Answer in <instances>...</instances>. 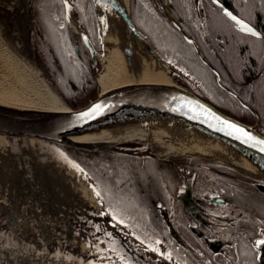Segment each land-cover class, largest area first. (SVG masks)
Segmentation results:
<instances>
[{"label": "flooded vegetation", "instance_id": "1", "mask_svg": "<svg viewBox=\"0 0 264 264\" xmlns=\"http://www.w3.org/2000/svg\"><path fill=\"white\" fill-rule=\"evenodd\" d=\"M64 1L75 6L80 0ZM219 1L221 4L211 0V6L221 11L216 17H190L202 37L198 43L186 31L196 45L187 40L184 62L173 66L175 75L185 87L219 110L257 124L261 130L264 0ZM202 2L200 11L209 16V0ZM226 8L251 24L258 34L240 30L238 23L226 14ZM75 15L82 17L78 19L82 33L89 35L98 48L94 16ZM98 29L101 37L100 24ZM69 46H79L88 53L76 34L71 36ZM193 50L199 63L194 62ZM140 141L126 146L147 149L146 140ZM125 159L133 167H124L121 176L125 185L116 197L122 209H133L147 221L145 224L141 219L130 221L134 229L149 226L155 232L160 231L175 264H262L260 255L264 246L258 245V241L264 239V190L257 183L263 180L220 160L195 155L167 161L152 157ZM188 192L196 205L194 213L186 210L180 199L182 193ZM0 215L4 219L5 214ZM122 236L126 239L125 233Z\"/></svg>", "mask_w": 264, "mask_h": 264}, {"label": "water", "instance_id": "2", "mask_svg": "<svg viewBox=\"0 0 264 264\" xmlns=\"http://www.w3.org/2000/svg\"><path fill=\"white\" fill-rule=\"evenodd\" d=\"M107 1L114 6L121 18V40L118 46L124 65L129 67L134 60L132 47L126 41L127 34L135 35L136 38L142 40L150 55L160 65L164 64V60L158 56L150 41L137 28L131 15L130 5L127 7L122 0ZM161 1L163 10L168 18L182 31L186 39L194 43V40L186 34L170 10L167 0ZM215 2L221 4L219 0H215ZM25 5L27 20L26 25L24 22V32H12L10 30L11 33L8 34V38L20 47H23L24 44L25 49H29L30 47V58L39 69L38 53H36L34 48L36 0H25ZM10 7L8 2L0 6L3 9H9ZM225 10L230 18L232 16L236 17L234 21H239L237 23L240 30H242V25H247L252 29V32L242 31L258 34L251 24L228 8ZM68 13L74 20L77 36L88 47L93 63L97 64L98 61L100 62L99 57L103 53V46L98 50L89 35L82 33V28L76 15L70 9ZM105 26L106 20L103 17V37L105 35ZM77 52L80 53L78 46ZM95 105H99V109L96 112H91L90 110ZM84 113L88 114L83 115ZM153 121L171 122L203 135L215 143L216 150H221L224 153L194 155L223 161L264 181V144L257 142L264 141V133L257 128V124L246 123L219 110L213 104L174 79L173 81H131L116 85L106 91L101 89L96 97L78 107L66 106L60 109L37 108L0 101V136L15 138L17 140L39 139L52 144L85 151H106L118 155L159 159L151 149L149 142L147 146L148 150L142 147L124 145L128 142L141 140L137 137L126 138L114 143H99L94 139L126 126ZM230 125H235L236 127L233 128ZM237 129H243L244 131H238ZM246 133L250 134L252 138H249V135ZM257 186L261 190H264V182H258ZM180 199L186 210L192 213L195 212L196 205L189 192L186 194L182 193ZM10 253L17 256L21 255L15 252ZM22 256L25 260L20 261L16 259L17 262H13L12 264H32L35 258L31 256L29 260L25 255ZM36 259L39 263L47 260L49 264H86L81 261L47 259L46 257H36ZM260 260L264 264V251L260 255Z\"/></svg>", "mask_w": 264, "mask_h": 264}, {"label": "bare ground", "instance_id": "3", "mask_svg": "<svg viewBox=\"0 0 264 264\" xmlns=\"http://www.w3.org/2000/svg\"><path fill=\"white\" fill-rule=\"evenodd\" d=\"M6 1L11 7L9 9L0 8V101L37 108H65L63 98L49 85L31 60L30 47L25 49V44L20 47L8 38L11 31L24 32L23 27L27 20L25 0ZM122 1L129 7L130 0ZM95 2L106 20L103 53L99 58L103 68L98 76L101 89L106 91L116 85L131 81H173V77L150 55L144 42L135 35L127 34L126 41L132 47L134 60L129 67L124 65L118 46L122 26L120 15L107 0H95ZM132 137L148 140L155 155L164 159L184 157L188 154L224 153L216 150L215 143L210 139L187 127L171 122L153 121L126 126L94 139L99 143H114ZM4 138L0 136V152L8 153L5 150L7 147L2 145L7 144L1 140ZM26 150L29 153L27 147ZM48 159L49 161L41 165V169L47 175L49 184L46 185L47 190L53 191L52 186L70 188L67 182H71L68 177L71 175V167L53 155L48 156ZM77 177L87 195L86 200L90 205L96 204L97 196L85 174H79ZM116 179H119L122 184L121 189H123L124 178L118 176ZM9 253L4 248H0V264H12L17 262L16 259L25 260L22 255Z\"/></svg>", "mask_w": 264, "mask_h": 264}, {"label": "rangeland", "instance_id": "4", "mask_svg": "<svg viewBox=\"0 0 264 264\" xmlns=\"http://www.w3.org/2000/svg\"><path fill=\"white\" fill-rule=\"evenodd\" d=\"M4 4H7V2L5 0H0V6ZM37 6L38 17L36 15L34 18V27L37 31L36 35L38 38L34 37V48L36 53H38V58L45 63L46 53L44 46L52 47L51 42H48V31L50 29L49 18L51 17H44L45 4L42 3V0H37ZM91 10L88 11L90 14H93L94 10ZM77 14H81L79 9ZM98 28L99 26L96 27L98 31L96 41L99 40V35L101 34V31ZM146 36L152 43L149 36ZM152 45L154 46L153 43ZM81 61L85 62L88 66L89 62L84 60ZM46 69L50 71L47 66ZM39 70L43 72L42 74L44 75V71L41 69L40 65ZM88 77L89 79H92V75L87 76L85 82L89 81ZM172 77L176 81V75ZM95 81L96 86L92 88L88 85L86 90H82V93H79L77 99L73 100L74 104L88 102L90 98H93L98 94L101 87L97 79H95ZM68 96L70 99L75 97L72 90H70ZM70 102L72 101L70 100ZM1 140L7 143L2 145L7 147L5 150L8 151V153L0 152V212H3V214L11 220L9 227L13 228L14 238L19 241L20 244L19 246L3 245L0 247L9 252L23 254L29 260L31 259V256H34L35 258L32 264L39 263L37 262L36 257H46L47 259H50L48 255L65 243H69L81 251L88 250V246L80 240L73 227V219L78 214V212H76L77 210H85L86 206L89 211L95 210L88 205V200H86L87 195L77 177L81 172L84 173L82 169H71V175L68 176L69 179H71V182H67L70 188L64 189L52 186L53 191L49 192L46 188V185H49L47 182V175L41 169V165L49 161L48 156L50 155L55 157L58 155L64 159V157L59 154L62 152L52 144L39 139L17 140L15 138H4ZM26 147L29 149V153H27ZM100 157L101 154L96 155L97 159ZM116 157L122 158V156L115 155L111 156L108 160V167L111 170L110 175L115 177L110 178L107 182V189H111V193H113L109 195V200L112 205L120 204V199L116 196L122 191V184L119 179L116 178L123 174L125 170L120 160ZM61 158H59V160L64 163L65 161ZM105 169L106 168L101 171L105 172ZM93 172L94 176H91V179L97 185L99 184V180L97 179L100 177L99 170L94 169ZM76 185L78 187H76ZM107 206L112 211L111 206ZM28 247L38 248L39 251L33 253ZM151 248L154 253L160 252V248ZM94 251V254H96V256L98 255V258L101 257L99 256L101 255V252ZM41 263L49 264L47 260Z\"/></svg>", "mask_w": 264, "mask_h": 264}, {"label": "trees", "instance_id": "5", "mask_svg": "<svg viewBox=\"0 0 264 264\" xmlns=\"http://www.w3.org/2000/svg\"><path fill=\"white\" fill-rule=\"evenodd\" d=\"M131 1L132 16L134 17L136 23H139L140 27L143 29L142 32L149 36L152 43L156 47L158 54L172 66H174V64L181 65L185 59V48L188 41L184 38L182 31L176 25H174V23L165 14L162 1ZM42 3L45 4L44 17H51L49 18L50 29L48 31V42H51L52 47H48L46 45L44 46L46 61L44 63L43 60L41 61V59H38L39 65L41 66V69H43L52 85L55 86L59 92H63V94L65 93L64 96L68 95L72 89L75 97L69 99L68 101L70 104L76 106L77 104H74L73 100L77 99L79 93H82V90H86L88 85H90L92 88L96 86L95 76L97 75V72L101 70V66L97 65L93 69L94 77L92 76V79H89L88 77L89 81L85 82L86 77L91 76L89 67L87 64H82L78 60L77 54L74 51H68L64 46V40L66 38L69 39L71 37L69 35H72L70 32L71 29L66 23V1L42 0ZM168 3L180 25L185 29V31L194 36L198 43H200V37H202V33L197 28V25L190 21V17H214L215 15L221 13L219 8L211 6V0L208 2L209 16L207 14L203 16V13L200 11V7L203 5L202 0H168ZM193 58L195 63H199V57L194 50ZM46 64L47 66L49 64L51 73L48 69H46ZM59 79H61V83L68 90H66L64 87L63 89L56 85V82ZM70 100L72 102H70ZM261 124V130L264 132V118L261 119ZM59 148L89 171L97 169L99 164L105 166L104 162L107 161L103 158H93L91 156V152H86L80 149L65 146H60ZM92 165L93 169L91 167ZM101 174L103 176H107L108 172L102 171ZM88 222V219L84 217L80 225L82 226L83 237L89 241L91 239V230ZM105 228L107 227L105 225L104 218L99 217L98 232L104 235L107 231ZM109 233L116 235V237H120L111 230H109ZM96 244L100 248L106 246L104 241H101L100 239L96 240ZM117 249L119 251V249L123 248L117 247ZM127 249L131 254L130 260L134 264H156L158 261L157 259H152L142 247H138L137 245L131 243L127 244ZM65 253L68 255H73L74 259L83 260L87 264L94 262V259L90 253L87 255H82L79 252L74 251V249L69 246L65 247ZM132 255L134 257H132ZM137 258L139 260L141 258V260L139 261ZM101 264H106V262H102Z\"/></svg>", "mask_w": 264, "mask_h": 264}, {"label": "crops", "instance_id": "6", "mask_svg": "<svg viewBox=\"0 0 264 264\" xmlns=\"http://www.w3.org/2000/svg\"><path fill=\"white\" fill-rule=\"evenodd\" d=\"M97 41H99V40H97ZM59 86H62V88H63V85L59 84ZM65 89L68 90L67 88H65ZM96 154H101V156L103 155L102 153H93L91 156L95 157ZM104 156H106L105 158L108 159V156H110V155L104 154ZM125 158L126 157L118 158V160H120L121 164L124 167H126L128 169H130V167L132 168L133 165H131V163L128 162ZM105 172H108V169H106ZM121 175H123V174H121ZM121 175H119V176H121ZM112 178H114V177H112ZM108 181H109V178L107 176H106L105 180H101V178L99 180V188H100V191H101L103 197H105V199H106L105 201L108 200L107 197H109V195L113 194V193H111V189H107V184H108L107 182ZM122 191H123V189H122ZM117 196H119V195H117ZM106 203H108V201ZM111 209H112V211H110V213L112 214L113 219L118 223V225L120 226V229H122V231L125 233V238H126L125 240H130V241H132L131 244L138 245V246L156 247V248L159 247L161 250H163L162 259L158 258L153 253L151 254L150 251H148L149 252L148 255L152 259H158V261H157L158 264H175L173 262V259L168 254V251H167L168 245L166 243L165 244L163 243V238H162V234L160 233V231L155 232L149 226H148V228L134 229L133 226L129 222L130 221L138 222V220L141 218L139 216H137V214L135 213V211L133 209L124 210V209H122L120 204H117V207L112 206ZM88 212H90V211H88ZM94 214L95 213L91 211V213L87 216H88V218H91V217H94ZM141 222L145 224V222H147V221L142 218ZM105 229L107 231L103 236H101L97 232H92L91 235H94V236L98 235L97 237L100 236L99 239H102L105 242H107L108 245H110V246H106L105 249H108V250L110 249L109 250L110 252H115L116 247L123 248V249H119V253L121 255H124L129 260V258L131 257V254H130V251L125 247V245H124L125 243L123 241V238L116 237V235L109 233V230H111V229H109V228H105ZM90 230H91V227H90ZM92 230H93V228H92ZM127 244H130V243H127ZM148 249H150V248H148ZM132 257H134V256L132 255ZM124 258H122V259H124ZM137 260H139V259L137 258ZM111 263H114V262H111ZM122 264H131V263H129V262L124 263L122 261Z\"/></svg>", "mask_w": 264, "mask_h": 264}, {"label": "snow or ice", "instance_id": "7", "mask_svg": "<svg viewBox=\"0 0 264 264\" xmlns=\"http://www.w3.org/2000/svg\"><path fill=\"white\" fill-rule=\"evenodd\" d=\"M229 15H231L230 13H229ZM232 19L233 20H236V17L235 16H232ZM238 23H239V21H237ZM242 30H246V31H248V32H252V29L251 28H249L247 25H242ZM99 105H95V106H93V108L90 110L91 112H96L98 109H99ZM88 113H84L83 115H87ZM227 123V122H226ZM231 127H233V128H235L236 126L235 125H230ZM238 131H244L243 129H237ZM247 134V133H246ZM247 135H249V138H252L251 137V135L250 134H247ZM258 143H261V144H264V141H257ZM97 195H99V193H97ZM258 245H260V246H264V239H262V240H260V241H258Z\"/></svg>", "mask_w": 264, "mask_h": 264}]
</instances>
